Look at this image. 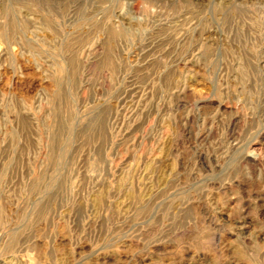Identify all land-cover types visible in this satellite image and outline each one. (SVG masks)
<instances>
[{"label": "rangeland", "instance_id": "374dc122", "mask_svg": "<svg viewBox=\"0 0 264 264\" xmlns=\"http://www.w3.org/2000/svg\"><path fill=\"white\" fill-rule=\"evenodd\" d=\"M0 264H264V0H0Z\"/></svg>", "mask_w": 264, "mask_h": 264}, {"label": "bare ground", "instance_id": "6f19581e", "mask_svg": "<svg viewBox=\"0 0 264 264\" xmlns=\"http://www.w3.org/2000/svg\"><path fill=\"white\" fill-rule=\"evenodd\" d=\"M160 202H161V201H160ZM152 214H153V213H152ZM152 214H151V215H152Z\"/></svg>", "mask_w": 264, "mask_h": 264}]
</instances>
